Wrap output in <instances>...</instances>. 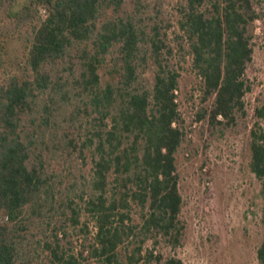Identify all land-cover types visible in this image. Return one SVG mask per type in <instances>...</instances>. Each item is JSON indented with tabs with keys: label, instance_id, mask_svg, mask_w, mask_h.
<instances>
[{
	"label": "trees",
	"instance_id": "trees-1",
	"mask_svg": "<svg viewBox=\"0 0 264 264\" xmlns=\"http://www.w3.org/2000/svg\"><path fill=\"white\" fill-rule=\"evenodd\" d=\"M256 0H29L26 57L0 79V264H183L182 62L197 119L248 131L264 264V99L245 95ZM0 39V65L4 53ZM81 166L89 164V178ZM6 218V219H4Z\"/></svg>",
	"mask_w": 264,
	"mask_h": 264
},
{
	"label": "rangeland",
	"instance_id": "rangeland-1",
	"mask_svg": "<svg viewBox=\"0 0 264 264\" xmlns=\"http://www.w3.org/2000/svg\"><path fill=\"white\" fill-rule=\"evenodd\" d=\"M175 1L164 0L168 15L173 16ZM28 2L0 0V39L5 40L0 79L17 72V63L25 61L27 27L19 23L17 14ZM256 4L262 15L255 22L253 62L246 71L251 90L245 104L250 114L254 104L264 99V0ZM181 65L177 99L184 136L176 165L184 232L182 244L165 251L183 264H258L261 199L259 182L248 168V131L240 126L221 134L207 121H199L200 78L190 70L189 61ZM89 167L80 164L87 178Z\"/></svg>",
	"mask_w": 264,
	"mask_h": 264
},
{
	"label": "built area",
	"instance_id": "built-area-1",
	"mask_svg": "<svg viewBox=\"0 0 264 264\" xmlns=\"http://www.w3.org/2000/svg\"><path fill=\"white\" fill-rule=\"evenodd\" d=\"M177 93H178V89L175 90V94H177ZM176 101L178 102L177 96H176ZM4 219H6V218H4Z\"/></svg>",
	"mask_w": 264,
	"mask_h": 264
}]
</instances>
